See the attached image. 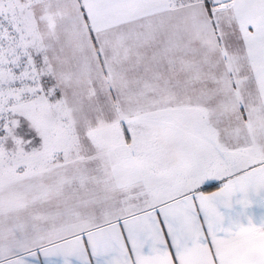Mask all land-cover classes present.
<instances>
[{"label": "snow or ice", "instance_id": "1", "mask_svg": "<svg viewBox=\"0 0 264 264\" xmlns=\"http://www.w3.org/2000/svg\"><path fill=\"white\" fill-rule=\"evenodd\" d=\"M264 0H0V264H264Z\"/></svg>", "mask_w": 264, "mask_h": 264}, {"label": "rangeland", "instance_id": "2", "mask_svg": "<svg viewBox=\"0 0 264 264\" xmlns=\"http://www.w3.org/2000/svg\"><path fill=\"white\" fill-rule=\"evenodd\" d=\"M249 215L252 216L254 223L259 226L261 223H264V210L259 206H253L248 210Z\"/></svg>", "mask_w": 264, "mask_h": 264}]
</instances>
